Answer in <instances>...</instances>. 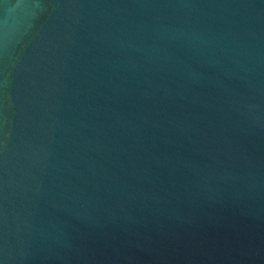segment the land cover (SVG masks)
<instances>
[{
  "label": "water",
  "instance_id": "95a60500",
  "mask_svg": "<svg viewBox=\"0 0 264 264\" xmlns=\"http://www.w3.org/2000/svg\"><path fill=\"white\" fill-rule=\"evenodd\" d=\"M0 264H264V0H0Z\"/></svg>",
  "mask_w": 264,
  "mask_h": 264
}]
</instances>
